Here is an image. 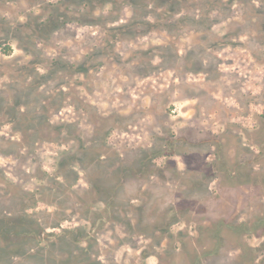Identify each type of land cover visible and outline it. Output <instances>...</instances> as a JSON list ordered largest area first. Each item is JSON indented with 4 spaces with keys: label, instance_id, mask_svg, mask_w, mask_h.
I'll list each match as a JSON object with an SVG mask.
<instances>
[{
    "label": "rangeland",
    "instance_id": "rangeland-1",
    "mask_svg": "<svg viewBox=\"0 0 264 264\" xmlns=\"http://www.w3.org/2000/svg\"><path fill=\"white\" fill-rule=\"evenodd\" d=\"M76 3L0 0V99L15 80H40L37 65L50 73L56 48L86 50L94 29L69 23L54 31L57 13L78 16ZM235 5L233 17L212 28V40L232 34L208 51L213 68L188 57L164 69L156 57L138 76L135 65L106 59L87 78L60 76L70 83L71 106L56 113V95H45L53 141L0 153V178L10 184L5 191L0 180V204L8 192L36 204L29 212L44 241L36 256L14 263L0 247V264H264V0ZM202 36L178 39L179 54L195 50ZM167 42L151 33L130 42L123 57ZM9 117L1 113L0 124ZM25 119L15 123L48 124ZM0 137V148L21 138L8 125ZM239 165L242 176L230 180ZM254 170L260 177L247 178ZM137 220L163 227L140 233L130 228Z\"/></svg>",
    "mask_w": 264,
    "mask_h": 264
},
{
    "label": "trees",
    "instance_id": "trees-1",
    "mask_svg": "<svg viewBox=\"0 0 264 264\" xmlns=\"http://www.w3.org/2000/svg\"><path fill=\"white\" fill-rule=\"evenodd\" d=\"M76 1V4L81 8L77 11L78 16L73 17L64 13H57L56 16L61 17V20H58V18L54 19L56 25L60 21V25L55 27L54 31H57L60 26H66L69 23H75L80 27L94 29L92 33L88 34L87 40L85 41L86 47H84V50H86H82L84 54L82 51H73V54L69 55L68 49L56 48L57 51H60L51 62L54 69H51L50 73H48L49 71L47 70L45 74H40L38 72L39 69H44V67L37 65V76L41 78L40 80H37V82L32 80L28 82L27 80L19 82L15 80L16 82L13 87L7 86L11 95L9 98H6L7 100L0 99V114L6 113L9 114L10 117L6 118V124H0V129L3 125H8L11 127V131L20 135L21 138L18 143H10L8 147L0 148V153L17 154L21 150L30 148L34 143L38 142V140L53 141L50 137V139L47 138V134L54 132L53 128L55 126L48 121L52 113H49L47 118L48 111L53 110V108L50 109L46 105V102H48L46 96L49 94L56 95L55 99H53V102L56 103V105L58 104L55 111L53 110L56 113L60 112L62 108L71 106L69 98L71 93H69L70 91L68 93L66 92L70 83L67 82L66 79L63 80V78L60 77H63L64 73H67L68 77L78 74V76L82 75L87 78L93 71L99 72V70L104 67L106 59H115V62L118 64L123 62L125 65H135V73L141 76L140 73L142 72L143 62H148L156 57L162 59L161 65L164 69H169V65H176L178 61H182L188 57V60L192 58L196 59L198 62L200 61V67L204 65L202 61L207 60L206 62L209 63V67L213 68V60H215V57L211 56V53L209 54L208 51L213 50L215 46L221 43L223 38L230 37L232 34L229 33L224 35L220 40H212V37L210 38L212 28L219 21L233 17V14L240 9L235 5L238 0ZM251 1L253 2V0H248L249 3H251ZM255 9H258V7ZM123 11L129 12L128 18H124ZM259 12L263 13L264 9ZM243 31L244 28H240L238 32L241 33ZM190 32H204L205 36L199 38V44L195 46V50L189 51V53L181 56L176 48L175 42L186 33ZM238 32L235 33L241 35ZM151 33H163L165 38L171 39L173 42H167L166 45L158 46L154 49L148 48L142 51H130L129 55L124 59L123 55L128 53L126 50L129 48L128 44H130V42L137 41L139 38ZM261 34L264 35V27ZM65 54H67L66 58H64ZM80 54L83 55L80 56L79 60H72ZM195 68L197 67L193 66L192 69H188L186 73L194 72ZM201 68H203V66ZM54 74H56L58 80V84L55 87L52 86L53 83H55L53 82L55 77ZM24 97L33 99L34 102L37 103L35 109L26 107L30 100ZM6 102L8 107L6 106ZM5 116L8 117V115ZM17 116L24 120H26L25 118L27 117L30 118L29 120L38 122L45 121L48 124H17L15 123ZM14 145L17 147V152L15 148H13ZM239 167L242 168L243 165L237 166L235 173L228 174L230 180H238V178L242 176L241 174L239 175ZM128 171L130 170H127L126 173ZM128 173V176L135 177L133 172L130 171ZM1 176L0 173V177ZM126 176L125 173L122 175V181L126 180ZM246 177H260V172L259 170L256 172L252 171L248 173ZM0 180L6 191V188H8L10 184H8L3 177L0 178ZM13 196L14 195L8 192V197L5 198V202L0 204V243L2 245L0 247H3L4 251L7 252L5 258L9 263L13 262V260L16 261L18 259L36 256L37 252L41 250V247L38 248L39 245L44 241L43 239H37V235H39V233H37V228L39 227V224H37V217H35L36 214L29 212L36 204H22ZM171 209L170 212L176 213L177 208L176 211ZM175 221L176 218L174 216L169 224L173 225V223H176ZM161 226L163 227V223L160 226L154 224L146 228L143 223L137 220L135 224L130 225V228L135 231H140V233L141 231L145 232L150 229L154 233L155 231L157 232L158 229L161 230ZM47 248L49 249L51 246L47 245Z\"/></svg>",
    "mask_w": 264,
    "mask_h": 264
},
{
    "label": "flooded vegetation",
    "instance_id": "flooded-vegetation-1",
    "mask_svg": "<svg viewBox=\"0 0 264 264\" xmlns=\"http://www.w3.org/2000/svg\"><path fill=\"white\" fill-rule=\"evenodd\" d=\"M200 254H201V251L199 252L198 250H196V251H195V254H194V255H195V258H196V260H197V261H199V262L202 260V258H201V255H200ZM204 255H206V254H204ZM211 256H212V255H211ZM194 261H195V260H194ZM194 261H193V262H194ZM197 261H196V263H197Z\"/></svg>",
    "mask_w": 264,
    "mask_h": 264
}]
</instances>
